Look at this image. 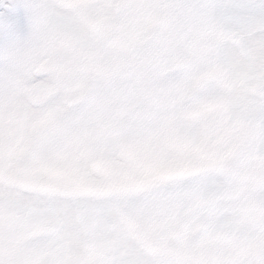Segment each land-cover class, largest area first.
Masks as SVG:
<instances>
[{"label": "snow or ice", "instance_id": "1", "mask_svg": "<svg viewBox=\"0 0 264 264\" xmlns=\"http://www.w3.org/2000/svg\"><path fill=\"white\" fill-rule=\"evenodd\" d=\"M0 264H264V0H0Z\"/></svg>", "mask_w": 264, "mask_h": 264}]
</instances>
